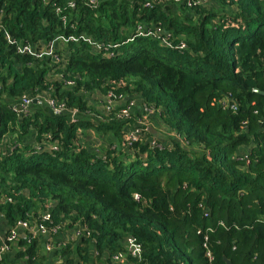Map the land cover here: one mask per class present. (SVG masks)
<instances>
[{"label":"trees","instance_id":"obj_1","mask_svg":"<svg viewBox=\"0 0 264 264\" xmlns=\"http://www.w3.org/2000/svg\"><path fill=\"white\" fill-rule=\"evenodd\" d=\"M219 1L217 10H206L100 0L93 10L78 0L67 10L64 0H0V194L14 200L0 205L7 226L37 218L53 202L54 225L80 222L91 230L90 238L56 253L65 264H92L94 248L102 262L107 252H124L128 236L143 246L144 264H211L206 238L212 264H264V96L254 92H264V0ZM139 23L161 24L188 49L143 37L128 42ZM82 35L120 47L107 59L70 42L57 51L62 69L8 42V36L47 44ZM96 90L154 106L185 147L176 139L153 147L129 142L116 114L98 125L70 124L69 116H53L45 106L29 117L11 110L24 95L49 97L89 119L99 114L87 99ZM31 128L38 143L50 135L60 151L25 145ZM88 130L104 142L109 137L105 158L79 144ZM15 135L12 145L4 143ZM19 245L28 264H46L39 241Z\"/></svg>","mask_w":264,"mask_h":264},{"label":"built area","instance_id":"obj_2","mask_svg":"<svg viewBox=\"0 0 264 264\" xmlns=\"http://www.w3.org/2000/svg\"><path fill=\"white\" fill-rule=\"evenodd\" d=\"M44 3L58 1V0H43ZM66 1L65 9H76L78 0H64ZM136 2L139 0H129ZM205 0H142V6L146 9H153L156 4H167L174 3L178 6H186L187 8L193 9L195 7H202ZM85 5L93 10H96L99 6L100 0H83ZM55 11L58 15L62 14V8L55 6ZM64 26L68 24V16L63 15L61 17ZM1 30V29H0ZM151 38L158 39L161 44L172 50L186 51L188 49L187 44L184 40L180 43H176L172 32L166 31L161 24H142L139 23L136 27L134 35L128 40V42H133L136 38ZM61 41L65 44L70 42L74 43H86L93 48V52L101 53L107 59H111L115 56L114 51L118 49L120 45L104 44L92 39L87 35H82L79 37L71 36L64 37L60 36L44 44L43 42L39 44H31L28 41L22 40L20 42L12 39L8 36V42L10 44L18 45V53L22 55H31L36 60L50 59L54 65L61 66L62 69L65 68L64 56L59 54L56 49V43ZM74 82H67L69 87L74 86ZM43 98V101H40ZM87 99L91 106H93V100L98 101L101 104L102 109L98 111V115H91L87 119V116H79L77 110L69 109L64 102L58 100H53L49 97H32L30 95H24L18 101L12 103L11 110L20 117H29L34 113V106L36 102L42 103L47 110L53 116L67 115L70 118V124H76L78 120L85 119L89 120L94 124H100L106 122L112 114H116L117 119L123 120L126 124L124 131L126 133V138L129 142H137L142 139L147 141L152 147L160 146L157 138L151 136L154 128L152 127V121L154 118L159 117L158 110L154 106L148 105L144 100L138 98L135 95H124L116 94L112 91H107L103 93L101 91H93L88 93ZM224 108H230L232 111H237L236 105L231 102L222 103ZM94 107V106H93ZM95 108V107H94ZM176 138L181 140V144L185 147V143L182 139L175 133L169 132ZM175 138V139H176ZM1 147V145H0ZM59 141H53L50 135H46L44 140L37 142L35 148L39 151H48L51 153L60 151ZM14 148L10 150L13 151ZM1 151V149H0ZM105 158L106 156H102ZM247 159V155L244 156ZM139 199V196H136ZM14 200L10 196H1L0 194V205H5L7 203H13ZM53 204H48L47 209L42 212L37 218L28 217V219L18 220L13 226H7L6 221H4L3 215L0 214V229L5 230L4 235L1 239L0 245V264H5L3 262L4 257L10 252L18 248L20 239H26L29 242L39 241L40 238L46 239L44 250L47 254L60 253L67 246L73 244L77 245L82 241L83 238H90L91 230L88 226L77 222L73 224L71 229H68L70 222H66L61 225H54L52 217ZM5 224V226H4ZM23 235L25 238H23ZM62 236V237H61ZM57 238L59 239L57 241ZM208 238H206V244L204 248L206 249V256L212 264L214 257L210 251L209 245L207 243ZM124 252L110 253L107 252L102 257V262H98L99 253L94 250L92 251V264H133L131 259L136 260L139 264L143 263L144 248L138 242L134 236H128L124 241ZM61 264H65V259L61 258Z\"/></svg>","mask_w":264,"mask_h":264},{"label":"rangeland","instance_id":"obj_3","mask_svg":"<svg viewBox=\"0 0 264 264\" xmlns=\"http://www.w3.org/2000/svg\"><path fill=\"white\" fill-rule=\"evenodd\" d=\"M202 7L204 9L206 8V10L207 9L217 10V8L220 7V1L219 0H205L203 5H202ZM59 49H60L61 53H64L66 48L64 46H59ZM93 106L96 108V110L100 111L102 109V106H101V104H99L98 101H94L93 100ZM152 125H153L152 126L153 128L157 129V125L156 124L153 123ZM159 130H160V132H159L160 135L158 134L157 140H161V142L163 144H165V145H172L173 140H175L176 136H173L172 134H170L168 132L170 130L167 129L166 127L159 128ZM88 133L91 134L90 135V139H88V137L86 136V134H88ZM100 137H102V136H98L94 131H92V133L85 131L84 134L81 133L79 135V144H81V145L83 144V145H86V146H90L92 144H98L99 141L103 140L102 139L103 137L100 140H98ZM106 139L107 140H105V143L100 144V146L96 149V151H94L95 153H100L101 156H104L105 150L109 146H111V145H109V137L106 136ZM43 140H44V138H42V141ZM13 141L14 140H11V142H9V143H11V145H12ZM176 141H179L181 143V140H179V138H176ZM36 142H37V133H36V131L34 129L31 128L30 134L25 139L24 144L28 145V146H36ZM88 143H90V145H88ZM89 149H91V148H89ZM49 204H53V202L49 203ZM71 228L72 227L68 226V229H71Z\"/></svg>","mask_w":264,"mask_h":264},{"label":"crops","instance_id":"obj_4","mask_svg":"<svg viewBox=\"0 0 264 264\" xmlns=\"http://www.w3.org/2000/svg\"><path fill=\"white\" fill-rule=\"evenodd\" d=\"M59 46H64L65 48L67 47V44H65V43H63V42H61V41H58L57 43H56V49L58 50V51H60V49H59ZM41 100L40 101H43V98H40ZM42 107V108H44V105L42 104V103H39V102H36V104H35V106H34V111H36V110H38V107ZM156 124L157 125V129L156 128H154V130L152 131V133L155 135V134H159V132H160V130H159V128H162V127H165L164 125H163V123H162V121H161V119L159 118V117H157V118H154L153 119V121H152V124ZM86 132H90V133H92V131L91 130H88V131H86ZM168 132H170V131H168ZM90 135L91 134H86V136L88 137V139H90ZM160 135V134H159ZM99 136V135H98ZM102 137H100L98 140H100ZM103 139V138H102ZM11 140H17L16 139V135L15 136H13V138L12 139H9V138H6V140H5V144L6 145H10L11 143H9V142H11ZM87 140V139H86ZM101 142V143H100ZM37 143V142H36ZM103 143H105L104 142V140H102V141H99L98 142V144H92V145H90V143H88V145H90V146H86V145H83V146H85L86 148H91L90 150H92V151H96V149L100 146V144H103ZM105 152H106V150H105ZM98 154H100V153H98ZM106 154V153H105ZM104 154V155H105ZM27 194V193H26ZM4 232H5V230L3 229V228H1L0 229V245H1V239H2V237H3V235H4ZM62 237V236H61ZM23 238H25V236L23 235ZM59 239L57 238V241H58ZM45 242H46V239H43V238H40V240H39V245H38V247L40 248V250L42 251V253H44V255H47V261H46V264H61V260L59 259V255L57 256L56 255V253H54V254H47L46 252H45V250H44V247H45ZM21 247H20V245H18V248L17 249H15L14 251H12V252H10L9 254H7L5 257H4V259H3V262L5 263V264H28L27 262H26V260H24V258H21V257H19L18 256V251H21V250H24V249H20ZM58 254V253H57ZM64 259V258H63ZM65 262V261H64ZM80 263V260L78 259V260H76V264H79ZM37 264V263H36Z\"/></svg>","mask_w":264,"mask_h":264},{"label":"water","instance_id":"obj_5","mask_svg":"<svg viewBox=\"0 0 264 264\" xmlns=\"http://www.w3.org/2000/svg\"><path fill=\"white\" fill-rule=\"evenodd\" d=\"M254 92L264 96V92H261L258 89H255ZM226 264H231V262L229 260H226Z\"/></svg>","mask_w":264,"mask_h":264}]
</instances>
